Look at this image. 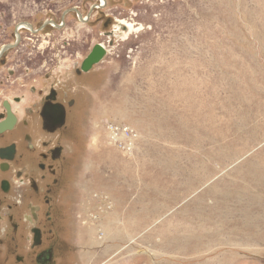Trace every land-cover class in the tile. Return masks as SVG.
Here are the masks:
<instances>
[{"label":"rangeland","instance_id":"1","mask_svg":"<svg viewBox=\"0 0 264 264\" xmlns=\"http://www.w3.org/2000/svg\"><path fill=\"white\" fill-rule=\"evenodd\" d=\"M106 2L84 24L64 12L100 0H0L1 44L20 22L66 24L46 28L49 48L19 49L36 63L60 44L44 84L76 107L54 264H264V0ZM97 44L107 55L78 75ZM110 123L136 131L134 153L110 141ZM6 209L0 264H36Z\"/></svg>","mask_w":264,"mask_h":264},{"label":"flooded vegetation","instance_id":"2","mask_svg":"<svg viewBox=\"0 0 264 264\" xmlns=\"http://www.w3.org/2000/svg\"><path fill=\"white\" fill-rule=\"evenodd\" d=\"M103 8H92L87 15L75 9L85 24L91 21L96 10ZM73 9L67 11L77 14L82 22ZM65 25L62 19L45 20L39 26L20 22L13 27L11 39L0 43V214L3 209L9 210L8 214L4 213L8 215L9 227L14 228L15 237L29 232L24 237L28 248L37 250L36 264H54V253L60 247L59 237L55 236L57 231L52 228L55 224L52 210L57 207L54 202L59 201V182L65 181L66 171L74 166L76 155L68 150L70 138L66 128L69 115L74 114L76 107L75 102L65 99L55 88L57 84L51 88L44 84L58 70L57 64L64 61L60 44H50L56 51L51 60L47 54L36 63L30 58L32 53L24 58L19 55V49L37 38L35 41L41 38L45 48H49L50 42L43 40L48 36L46 28L61 29ZM84 60L77 66L80 67L76 70L78 75L86 73L82 69ZM30 74L41 83L33 84ZM32 100H38V104ZM19 207L23 210L20 216ZM14 210L16 213L11 214ZM4 221L5 217L0 215V224ZM14 248L19 249H15L19 255L23 251L17 238Z\"/></svg>","mask_w":264,"mask_h":264},{"label":"built area","instance_id":"3","mask_svg":"<svg viewBox=\"0 0 264 264\" xmlns=\"http://www.w3.org/2000/svg\"><path fill=\"white\" fill-rule=\"evenodd\" d=\"M110 124L108 126V137L110 141L125 152V154L134 153L138 140V134L136 131L125 124Z\"/></svg>","mask_w":264,"mask_h":264},{"label":"water","instance_id":"4","mask_svg":"<svg viewBox=\"0 0 264 264\" xmlns=\"http://www.w3.org/2000/svg\"><path fill=\"white\" fill-rule=\"evenodd\" d=\"M106 5V0H102L101 4H97L93 7L95 8H103ZM72 11H76L81 19V21L84 23L85 20L82 18L81 14L74 8ZM69 11H67L65 14H67ZM107 55V48L103 44H97L93 47L91 53L88 55V57L84 60L82 69L84 72H89L93 69V67L97 64H99L105 56Z\"/></svg>","mask_w":264,"mask_h":264},{"label":"crops","instance_id":"5","mask_svg":"<svg viewBox=\"0 0 264 264\" xmlns=\"http://www.w3.org/2000/svg\"><path fill=\"white\" fill-rule=\"evenodd\" d=\"M92 202H94V201H92ZM92 202H90V201L87 200V202L81 203L80 206L83 205V208H84V205L85 206H87V204L90 205Z\"/></svg>","mask_w":264,"mask_h":264},{"label":"bare ground","instance_id":"6","mask_svg":"<svg viewBox=\"0 0 264 264\" xmlns=\"http://www.w3.org/2000/svg\"><path fill=\"white\" fill-rule=\"evenodd\" d=\"M102 0H100V2H101ZM107 3V2H106ZM101 4V3H100ZM91 219H92V217H91ZM93 220V219H92Z\"/></svg>","mask_w":264,"mask_h":264}]
</instances>
